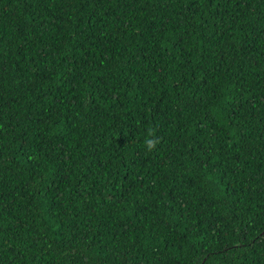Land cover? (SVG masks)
I'll list each match as a JSON object with an SVG mask.
<instances>
[{"label": "trees", "instance_id": "1", "mask_svg": "<svg viewBox=\"0 0 264 264\" xmlns=\"http://www.w3.org/2000/svg\"><path fill=\"white\" fill-rule=\"evenodd\" d=\"M0 264H264V0H0Z\"/></svg>", "mask_w": 264, "mask_h": 264}, {"label": "clouds", "instance_id": "2", "mask_svg": "<svg viewBox=\"0 0 264 264\" xmlns=\"http://www.w3.org/2000/svg\"><path fill=\"white\" fill-rule=\"evenodd\" d=\"M148 135H149V137H153V138L146 139L144 143H145L148 151H152L159 144L160 140H159V138L155 137V133H154L153 129L148 130Z\"/></svg>", "mask_w": 264, "mask_h": 264}]
</instances>
